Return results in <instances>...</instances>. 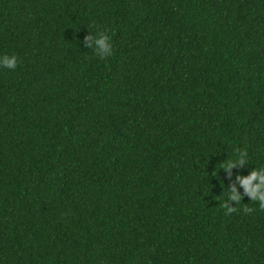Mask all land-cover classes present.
Here are the masks:
<instances>
[{"label": "trees", "instance_id": "obj_1", "mask_svg": "<svg viewBox=\"0 0 264 264\" xmlns=\"http://www.w3.org/2000/svg\"><path fill=\"white\" fill-rule=\"evenodd\" d=\"M5 53L0 264H264V0H0Z\"/></svg>", "mask_w": 264, "mask_h": 264}, {"label": "clouds", "instance_id": "obj_2", "mask_svg": "<svg viewBox=\"0 0 264 264\" xmlns=\"http://www.w3.org/2000/svg\"><path fill=\"white\" fill-rule=\"evenodd\" d=\"M86 48H92L95 54L103 59L110 56L112 52V41L107 31H97L95 35L88 32L84 38ZM18 65V58L15 54H2L0 55V68H6L15 70ZM247 161V152L241 151L239 158L235 162H224L221 168L230 176L231 169L233 167L243 166ZM235 180L238 184L229 183L228 196L223 202L222 207L225 210V214L233 213L236 203H241L242 197L247 196L249 201L256 202L257 207L260 210H264V167H253L246 175L235 176ZM242 189V192L240 191ZM234 202V203H233ZM245 212L250 213L253 211L251 208L244 209Z\"/></svg>", "mask_w": 264, "mask_h": 264}]
</instances>
